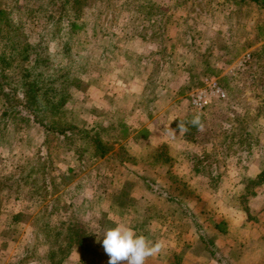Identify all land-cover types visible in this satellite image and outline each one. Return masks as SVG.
<instances>
[{"label": "rangeland", "instance_id": "1", "mask_svg": "<svg viewBox=\"0 0 264 264\" xmlns=\"http://www.w3.org/2000/svg\"><path fill=\"white\" fill-rule=\"evenodd\" d=\"M64 2L0 0L14 27L9 39L38 50L43 42L55 71L68 65L71 78L54 116L34 119L21 107L4 115L0 104V264H53L63 236L41 228L61 231L74 220L91 230L95 264H108L101 231L116 223L165 242L146 264H240L231 250L238 256L248 241H264V209L251 208L264 185L245 188L264 160L263 8L241 0H70L100 32L68 37ZM58 18L60 31L46 34ZM160 29L162 44L150 37ZM131 46L142 58L128 59ZM208 77L226 96L210 95L197 109L192 94ZM196 114L203 131L189 123ZM46 123L75 125L79 137ZM96 131L103 156L89 143ZM112 194L132 203L119 211ZM81 259L74 246L60 264H89Z\"/></svg>", "mask_w": 264, "mask_h": 264}, {"label": "trees", "instance_id": "2", "mask_svg": "<svg viewBox=\"0 0 264 264\" xmlns=\"http://www.w3.org/2000/svg\"><path fill=\"white\" fill-rule=\"evenodd\" d=\"M64 1V6L61 8V11L63 10V8L65 11L64 14H62L60 17L67 18L68 30L65 35H67L68 37H72L76 33L88 34V30L91 32V36L98 35L100 31L97 30L98 25L96 23V20H90L91 13H89L86 9H82L76 5H68V2H70V0ZM241 1H251L264 10V0ZM79 19L82 21L79 22ZM60 21V18L52 21L53 25H51L49 33L47 32L46 34L55 36V34L60 31ZM152 23L157 24L156 19L155 21H152ZM5 27L9 30H7ZM160 28H162L161 25ZM11 29H14V27H12L11 21L9 22V19L3 17V11H0V104L4 107V115H6L8 110L13 111L14 109H18L20 107L24 108L25 111L30 113L34 117V119L38 118L37 116L42 111L48 113L50 112V115L52 116L56 115L61 105L65 103V99L61 96V93L65 92V90L70 86L71 78L67 73V70L70 66L64 65L61 68V72H56L55 70L59 67H52L53 65H55V63L53 64L52 58L53 51H51L48 46H46L43 42L39 43L42 49L38 50L27 39L18 42L19 39H17L16 36L15 40L13 38H11L10 40L9 38L11 36L9 35V33H11L12 37L15 38V35H13V30ZM159 31H153L150 37H153V39L157 38L158 42L162 44V39H165V37L163 32H161V29ZM150 42L151 41L147 39L146 45H151ZM83 48L87 50L88 47ZM126 48L127 49L124 52L128 53V59H132L134 58V56H136L135 58L137 60L142 58L139 53L137 54V52H134L135 50L132 46ZM65 50L69 51L70 48H66ZM160 51H163V49H161ZM135 53L137 55H135ZM164 53L166 54L165 56H167L168 54L170 55L169 52ZM253 58L255 59L254 54ZM90 64L91 62H89V65ZM52 71H55V73L53 74ZM14 76L17 77L14 78ZM98 77L100 78V75H98L96 78L98 79ZM64 86L65 90H63ZM19 91L20 94L18 93ZM20 110L21 109H18L19 112ZM74 126L75 125H71L69 123H67L66 125L51 123V125L47 124L43 127L48 129L50 128L52 132L60 134H67V132L70 131L73 133L71 134L72 137H79L78 133L73 131L75 129ZM91 142L94 143L98 148H100L98 152L99 156H103L107 152V147H104V143L100 139V134L97 131L94 136L90 137L89 143ZM259 166L260 168L254 171L252 176L248 178V181L245 185L247 191H252V189H254L250 188L252 186L254 187L264 185L263 159H261V161L259 162ZM1 192L2 191L0 188V203L3 198ZM110 197L112 198L111 206L113 204L118 206L119 211H123V208L126 206V204H131L133 200L132 197H130L129 200H124V198H121L119 195L117 196L115 194H112ZM17 218L18 213H14L11 215L12 221H16ZM107 221L109 222V220ZM100 228H105V225L100 226ZM105 230L106 229L101 232H105ZM41 232L45 236L52 235L54 236V238H57L60 235L63 236L62 245L59 244L57 246V249L55 251H51L50 253V258H53L56 253H58V255H61L60 258L52 260L53 264H60L62 259L70 253V249L74 246L80 250V255L82 257L81 260H83V262L89 261V264H95V259L101 256L96 250L95 245H93L91 230L89 228L81 226V224H79L76 220L69 223L67 226L62 227L61 231H55L50 227V225L45 224L41 228ZM53 242L58 243V241ZM14 264L21 263L16 262Z\"/></svg>", "mask_w": 264, "mask_h": 264}, {"label": "clouds", "instance_id": "3", "mask_svg": "<svg viewBox=\"0 0 264 264\" xmlns=\"http://www.w3.org/2000/svg\"><path fill=\"white\" fill-rule=\"evenodd\" d=\"M189 123L199 131L204 130L200 114H196ZM178 130L179 134H184L188 129L180 121ZM171 131L176 134V130ZM102 236L104 251L110 257L108 264H146L149 257L160 253L165 246L163 240L153 241L125 223H116L114 227L107 228Z\"/></svg>", "mask_w": 264, "mask_h": 264}, {"label": "crops", "instance_id": "4", "mask_svg": "<svg viewBox=\"0 0 264 264\" xmlns=\"http://www.w3.org/2000/svg\"><path fill=\"white\" fill-rule=\"evenodd\" d=\"M251 208L252 210H255L256 214L260 213L262 209H264V189L252 198ZM247 243L251 246V249L242 250V253L238 256L233 250H231L232 258L240 264H259L260 260L262 262L264 260V241H248ZM257 245H260L263 250H252L253 247ZM197 264L201 263L198 262Z\"/></svg>", "mask_w": 264, "mask_h": 264}, {"label": "built area", "instance_id": "5", "mask_svg": "<svg viewBox=\"0 0 264 264\" xmlns=\"http://www.w3.org/2000/svg\"><path fill=\"white\" fill-rule=\"evenodd\" d=\"M250 54L246 53L243 56L242 62H247L249 60ZM204 85L200 89L196 90L192 94L191 103L197 109L203 108L208 102V96L213 95L217 98H224L226 96L225 91L219 85L217 81H215L212 77H208L204 79Z\"/></svg>", "mask_w": 264, "mask_h": 264}]
</instances>
